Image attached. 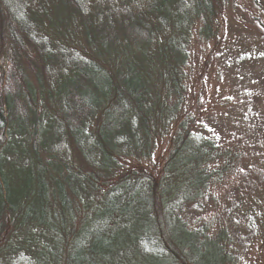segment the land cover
Returning a JSON list of instances; mask_svg holds the SVG:
<instances>
[{"label": "trees", "instance_id": "1", "mask_svg": "<svg viewBox=\"0 0 264 264\" xmlns=\"http://www.w3.org/2000/svg\"><path fill=\"white\" fill-rule=\"evenodd\" d=\"M152 1L153 14L140 9L145 20L139 8L122 9L128 0L113 7L109 1L104 7L98 4L86 16L78 0H43L26 19L0 1V37L2 31L13 37L9 49L15 55L14 60L0 55V264L230 262L220 238H211L207 227L190 229L180 215L208 188L212 174L207 166L213 160L209 143L187 130L175 136L158 178L135 171L116 175L122 158L150 159L157 140L177 119L178 104L170 100L180 95L178 74L187 62V35L194 22L204 24L203 34L212 33L213 0H191L190 8L184 0ZM48 6L67 19L48 18L42 9ZM95 12L103 20L94 24ZM75 16L81 18L86 59L69 57L66 48L64 34L72 30ZM40 35L50 40L41 50L44 65L54 71L50 98L61 117L50 140L23 66L38 75L41 65L19 42L25 38L33 44ZM102 60L109 62L107 68ZM21 136L32 147L27 154L17 145ZM62 140L72 142L91 173L75 170L53 149ZM41 150L48 152L46 157ZM8 152L31 165L30 193L44 200L38 215L34 209L18 210L10 199L4 171ZM240 162L235 158L234 163Z\"/></svg>", "mask_w": 264, "mask_h": 264}, {"label": "rangeland", "instance_id": "2", "mask_svg": "<svg viewBox=\"0 0 264 264\" xmlns=\"http://www.w3.org/2000/svg\"><path fill=\"white\" fill-rule=\"evenodd\" d=\"M42 1L3 0L10 9H18L16 12L23 19H26L24 15L35 12ZM108 1L112 7L126 2L78 0L81 15H89L93 7L98 4L104 7ZM128 1L122 7L124 11L135 12L142 8L153 14L156 8L152 0ZM184 3L186 8L191 7V0H184ZM213 3L215 17L211 35L202 33L204 24L199 20L194 22L187 35V62L178 74L180 95L170 100L171 104H178L177 119L168 134L157 140L150 159L122 158L116 175L120 178L135 171L158 178L174 147L175 136L191 130L203 142L209 143L213 160L207 170L212 176L203 198L196 204L184 206L181 217L190 229L207 227L211 238H220L230 257L228 264H264V0H213ZM42 9L50 14V19L59 21L64 18L53 6ZM184 11L180 9L181 13ZM140 12L141 18L147 19L144 11ZM42 15H39L40 20L44 19ZM93 15H96L94 24L103 20L99 13ZM41 21L45 28L48 27L47 20ZM70 22L72 30L68 36L64 34L65 39H60L66 41L69 57L86 59L81 53L85 48L79 29L81 18L75 16ZM12 39L9 33L2 31L0 55L6 60L15 59L13 50L9 49V46L14 47ZM19 42H24L27 56L35 58L41 65L38 75L25 64L23 66L35 87L37 114L46 129V139L50 140L61 120L59 106L50 98L52 82L49 78L54 71L50 65H44L46 55L43 56L41 50L50 40L40 35L34 38L33 44L25 42V38ZM14 51L19 52L18 45ZM156 53L155 63L160 65ZM118 57L120 59V54ZM100 62L107 68V60ZM17 139L19 148H23L26 154L31 152L32 147L24 142V136ZM53 149L75 170L80 168L91 173L70 140L58 142ZM8 153L4 171L9 179L10 199L18 210L31 212L34 209L38 215L44 200L30 193L34 190L27 180L31 165L27 159ZM47 154L40 151L43 157ZM235 158L241 160L238 165L234 163ZM46 205L51 210L49 202ZM27 226L32 225L28 223Z\"/></svg>", "mask_w": 264, "mask_h": 264}]
</instances>
